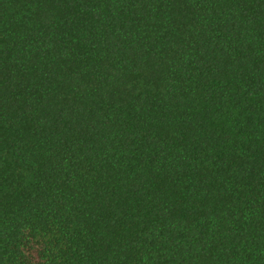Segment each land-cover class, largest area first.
Segmentation results:
<instances>
[{
    "label": "trees",
    "instance_id": "1",
    "mask_svg": "<svg viewBox=\"0 0 264 264\" xmlns=\"http://www.w3.org/2000/svg\"><path fill=\"white\" fill-rule=\"evenodd\" d=\"M0 264H264V0H0Z\"/></svg>",
    "mask_w": 264,
    "mask_h": 264
}]
</instances>
